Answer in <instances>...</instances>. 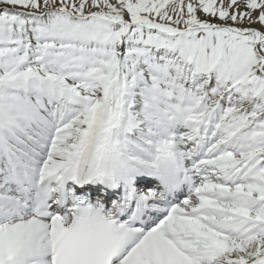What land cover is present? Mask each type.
<instances>
[{
	"label": "snow or ice",
	"instance_id": "1",
	"mask_svg": "<svg viewBox=\"0 0 264 264\" xmlns=\"http://www.w3.org/2000/svg\"><path fill=\"white\" fill-rule=\"evenodd\" d=\"M0 264H264V0H0Z\"/></svg>",
	"mask_w": 264,
	"mask_h": 264
}]
</instances>
